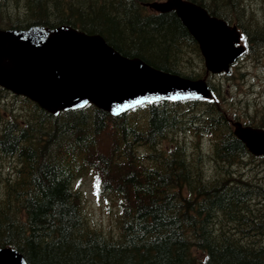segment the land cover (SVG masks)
Masks as SVG:
<instances>
[{
    "label": "trees",
    "instance_id": "trees-1",
    "mask_svg": "<svg viewBox=\"0 0 264 264\" xmlns=\"http://www.w3.org/2000/svg\"><path fill=\"white\" fill-rule=\"evenodd\" d=\"M151 1L0 0V28L66 24L156 69L203 76L195 40L173 12H149ZM189 1L235 25L246 45L228 74L209 81L213 100L148 103L118 116L88 104L53 115L0 88V247L26 264H264V179L250 178L257 167L247 159L256 157L230 125L242 104L245 124L264 128L236 88L247 78L242 59L263 57L264 6ZM85 171L96 193L115 199L114 227L89 220L73 185Z\"/></svg>",
    "mask_w": 264,
    "mask_h": 264
},
{
    "label": "water",
    "instance_id": "water-1",
    "mask_svg": "<svg viewBox=\"0 0 264 264\" xmlns=\"http://www.w3.org/2000/svg\"><path fill=\"white\" fill-rule=\"evenodd\" d=\"M149 6L174 11L197 42L206 72H227L244 53L235 26L209 16L185 0ZM0 86L23 94L52 114L93 104L118 115L134 106L161 100L209 99L204 79L191 80L121 55L97 34L68 26L0 29ZM235 135L250 153L264 157V132L234 124ZM0 264H26L22 254L0 247Z\"/></svg>",
    "mask_w": 264,
    "mask_h": 264
},
{
    "label": "rangeland",
    "instance_id": "rangeland-1",
    "mask_svg": "<svg viewBox=\"0 0 264 264\" xmlns=\"http://www.w3.org/2000/svg\"><path fill=\"white\" fill-rule=\"evenodd\" d=\"M254 3L258 7L264 6L261 0H255ZM261 57L262 58H257V60L260 59L259 61H254L252 58L242 59L240 66L241 69H246V74L248 75V77L244 82L236 87L239 89L242 97H245L250 92L251 86H255V94L248 95L247 98L250 100L251 105L253 106H257V104H260V109H258L255 114H252V120L257 119L259 121L258 124H264V52L262 53ZM239 110H241V112H247L248 108L246 105H244V107L243 105H241L239 106ZM181 133L183 134V132H179L177 137L181 136ZM185 136H189L190 140L192 139L196 141V138L191 135L187 134ZM181 138L183 139L182 136ZM201 138L202 139L200 140V145L204 150H206L210 144L209 139L208 137ZM164 146H169L168 141L164 143ZM204 153L208 155V151H205ZM4 164H6V162H4ZM240 166H234L232 169L233 172L241 174L242 170H239ZM256 167L257 171H255L250 178H255L256 176L259 179H264V174L259 170L264 169V163L256 162ZM6 168H9V165H7ZM94 184L95 179L92 173L89 171H85L83 174L78 175L73 182V185L80 190L83 196V206L86 213L89 215V220L92 221L96 227H99L102 230H106L108 228L114 227L117 212L116 201L112 196H103L102 194L96 193Z\"/></svg>",
    "mask_w": 264,
    "mask_h": 264
},
{
    "label": "bare ground",
    "instance_id": "bare-ground-1",
    "mask_svg": "<svg viewBox=\"0 0 264 264\" xmlns=\"http://www.w3.org/2000/svg\"><path fill=\"white\" fill-rule=\"evenodd\" d=\"M15 12V11H14ZM125 124V123H124ZM170 131V130H169ZM182 134V133H181ZM134 135V134H133ZM154 136V135H153ZM241 150V149H240ZM2 154V153H1ZM197 159V158H196ZM219 160V159H218ZM5 161H3V164H4ZM12 166V165H11ZM261 190V188H260ZM263 191V190H262ZM264 194V193H263ZM71 203V202H70ZM210 207V206H209Z\"/></svg>",
    "mask_w": 264,
    "mask_h": 264
}]
</instances>
